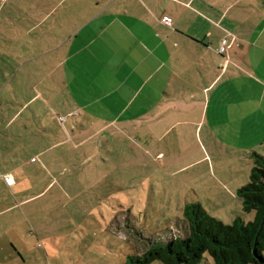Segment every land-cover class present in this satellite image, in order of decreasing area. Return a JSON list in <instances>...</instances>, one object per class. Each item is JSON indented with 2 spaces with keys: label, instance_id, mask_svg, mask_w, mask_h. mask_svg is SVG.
Returning <instances> with one entry per match:
<instances>
[{
  "label": "crops",
  "instance_id": "0c3cea01",
  "mask_svg": "<svg viewBox=\"0 0 264 264\" xmlns=\"http://www.w3.org/2000/svg\"><path fill=\"white\" fill-rule=\"evenodd\" d=\"M0 18V34L19 49L15 66L2 58L0 70L14 79L15 95L33 93L0 104L9 116L0 118V184L16 201L20 181L34 180L28 166L51 170L43 157L59 161L55 150L85 143L83 123L98 125L89 137L112 127L131 133L140 124L136 130L147 138L152 130L160 148L184 124L190 128L175 134L200 140L209 122L204 138L212 146L254 129L241 146L251 150L242 152L252 166L255 149L264 155L257 126L264 119L257 116L264 114V0H0ZM214 182L205 185L209 204L239 198L240 183Z\"/></svg>",
  "mask_w": 264,
  "mask_h": 264
},
{
  "label": "rangeland",
  "instance_id": "374dc122",
  "mask_svg": "<svg viewBox=\"0 0 264 264\" xmlns=\"http://www.w3.org/2000/svg\"><path fill=\"white\" fill-rule=\"evenodd\" d=\"M8 38L0 34V59L13 67L19 49L7 43ZM243 62V68L250 67ZM11 78L0 70V104L6 100L13 106L33 94L15 95ZM7 115L0 111V118ZM263 115H257L259 120ZM203 122L202 139L193 133L178 137L176 130L190 128L184 124L160 142L161 148L152 130L151 138L136 130L140 124L131 133L112 127L89 137L98 125L83 123L88 139L80 148H72L71 141L55 150L61 153L59 161L43 157L51 170L34 171V165L25 169L34 180L22 179L16 198L26 202L18 205L11 190L0 184V264H125L130 255L187 235V225L178 223L184 219V207L200 199L226 224L233 223L237 213L245 222L254 220L255 212H244L240 197L229 203L219 199V206L209 204L205 187L214 179L235 180L240 187L248 183L254 165L242 151L251 149L241 146L254 129L246 130V139L229 134L224 140L218 137L219 143L212 140V146L204 138L209 122ZM257 126L264 133V119ZM262 144L258 148L264 150ZM159 151L165 157H158ZM198 264L215 262L205 253Z\"/></svg>",
  "mask_w": 264,
  "mask_h": 264
},
{
  "label": "trees",
  "instance_id": "16d2710c",
  "mask_svg": "<svg viewBox=\"0 0 264 264\" xmlns=\"http://www.w3.org/2000/svg\"><path fill=\"white\" fill-rule=\"evenodd\" d=\"M254 166L248 183L237 191L246 212L254 220L238 216L226 224L212 216L199 202L184 207L187 235L154 244L142 254L130 255L125 264H198L208 253L215 264H264V155L252 153Z\"/></svg>",
  "mask_w": 264,
  "mask_h": 264
},
{
  "label": "built area",
  "instance_id": "2783aa9c",
  "mask_svg": "<svg viewBox=\"0 0 264 264\" xmlns=\"http://www.w3.org/2000/svg\"><path fill=\"white\" fill-rule=\"evenodd\" d=\"M164 21L167 22V23H170L171 19H170V17L166 16V17H164ZM228 47H229V39H228V37H225L221 41L219 52L222 53V54L223 53H227ZM4 179H5V181L7 182L8 185H13L14 184V177L11 174L4 175Z\"/></svg>",
  "mask_w": 264,
  "mask_h": 264
}]
</instances>
